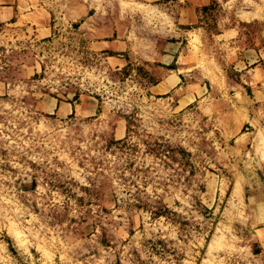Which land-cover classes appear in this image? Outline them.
<instances>
[{
	"label": "rangeland",
	"instance_id": "obj_1",
	"mask_svg": "<svg viewBox=\"0 0 264 264\" xmlns=\"http://www.w3.org/2000/svg\"><path fill=\"white\" fill-rule=\"evenodd\" d=\"M191 2L39 0L48 37L0 22V264H264V0L183 25ZM171 43L194 101L148 90Z\"/></svg>",
	"mask_w": 264,
	"mask_h": 264
},
{
	"label": "crops",
	"instance_id": "obj_2",
	"mask_svg": "<svg viewBox=\"0 0 264 264\" xmlns=\"http://www.w3.org/2000/svg\"><path fill=\"white\" fill-rule=\"evenodd\" d=\"M145 1L165 4L170 0ZM211 1L212 0H193L189 7L182 10L181 23L183 25H192L196 23L199 20L197 9L209 5ZM22 19H28L29 21L32 20L33 24H36L35 31L40 37H48L53 31L50 15L46 14L43 10L39 0H0V22L16 23ZM93 22H95V20L89 18L85 20L83 24L87 34H90L93 39L95 38L93 43L98 44L101 50H111L117 58H122V56L118 53L125 52L127 48V42H124L122 39L125 36V34H123V30H118V28L114 30L112 28L110 38L102 39L96 36L98 29L92 25ZM177 45L179 44L177 43ZM175 47H177L176 44L171 43L167 45L166 49L155 54L154 59L151 60L155 63H159V65L150 70V75L155 77L156 82L150 85L148 90L153 96H168L171 94L180 95L181 101L188 103L190 102L191 97L189 95L191 94H188V92L184 90L179 92L180 89H178L182 81L181 79L184 76L179 71L177 62H173L175 60V53L177 49ZM116 61L120 66L126 65L124 59H116ZM172 63H174L175 67L172 66ZM191 96L193 101L199 97L194 93H192ZM39 107L45 113H56L60 117H66L77 111V105L75 104L60 102L58 100L52 101L51 99L48 101H41L39 103ZM261 234L264 236V230L261 231ZM258 241L261 240L258 238ZM262 243H264V239L262 240Z\"/></svg>",
	"mask_w": 264,
	"mask_h": 264
}]
</instances>
